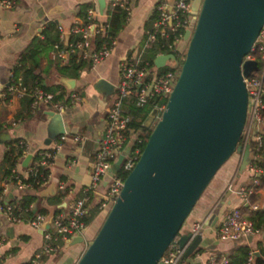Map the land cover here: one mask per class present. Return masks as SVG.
<instances>
[{
	"label": "water",
	"instance_id": "obj_1",
	"mask_svg": "<svg viewBox=\"0 0 264 264\" xmlns=\"http://www.w3.org/2000/svg\"><path fill=\"white\" fill-rule=\"evenodd\" d=\"M97 3L102 14L105 0ZM192 9L196 23L184 35L185 57L165 109L76 264H162L170 245L183 248L190 241L191 235L180 230L218 169L233 154L241 156L240 173L249 164L250 145L240 144L248 109L243 78L257 69V61L245 57L264 25V0H193ZM167 59L174 60V54L158 55L154 64L160 68ZM62 81L74 87V79ZM92 87L103 100L114 91L104 78ZM155 114L156 109L148 119ZM48 116L45 145L65 132L62 114L48 111ZM6 138L7 132L0 135ZM30 158L22 164L27 166ZM121 160L122 155L116 164ZM47 193L54 194L53 186ZM50 225L51 219L43 228ZM201 241L196 236L190 242L185 259ZM83 244V236L73 237L65 249Z\"/></svg>",
	"mask_w": 264,
	"mask_h": 264
},
{
	"label": "built area",
	"instance_id": "obj_2",
	"mask_svg": "<svg viewBox=\"0 0 264 264\" xmlns=\"http://www.w3.org/2000/svg\"><path fill=\"white\" fill-rule=\"evenodd\" d=\"M16 0H0V8H10ZM193 0H157L155 3V18L145 32L142 42L132 50L118 66V81L114 85V91L110 94L111 102L105 112V126L99 146L94 155L92 168L90 170V185L82 190L81 197L71 201L65 210L53 215L36 214L28 219V224L41 232L43 245L30 260L29 264H45V258L56 254L61 247L73 237L83 236L85 230L84 219L88 216L91 208H97L99 213L110 210L119 197L127 174L133 169L139 159L144 141L145 130L136 131L131 125L132 115L127 112L126 102L133 99L136 106H144L152 99H168L170 92L176 84L180 73L178 60L167 59L164 66L156 67L147 58L148 51L161 40H166L162 45L169 50H175L181 43H186L184 35L187 30L194 29L197 13L192 9ZM116 9L125 13V19H129L132 7L130 0H105L102 14L97 8L89 7L84 18H79L68 29L57 25L59 32V43L52 45V57L63 66L68 64L71 58H76L86 65V69H93L97 64L106 59L116 45V37L110 34V16ZM78 36L76 39L71 37ZM100 37V43L95 44V38ZM2 35L0 32V42ZM184 44L180 48L182 49ZM258 48L264 59V25L251 51ZM157 53L156 57L161 54ZM172 54V53H171ZM245 59H254L249 53ZM172 62V68L163 69L168 62ZM264 69L258 74L253 71L243 81L248 91V109L244 129L241 136V145L245 147L253 139L261 143L260 132L264 127L262 110L264 109ZM10 81L2 92V97L11 100L13 97H28L30 99V110L35 111L40 104L49 107L50 111L63 114L68 108L82 100L81 94L76 90L58 89L55 92L41 88L34 83L30 87L22 86L10 73ZM166 103L154 106L156 114L151 120L148 118L145 127L152 129L162 112ZM12 126L17 121H11ZM67 133L56 137L49 145L40 147L34 152L30 151L29 143L23 139H17L16 146L19 151L17 163L28 154L31 158L25 167V175L16 171L4 176L2 179V192L0 193V214L13 223L20 222L21 209L5 199L7 191L12 187L11 178L14 177L16 185L14 188L21 190H33L30 184L24 183L23 179L29 175H36L41 169L45 171L41 178L35 180V186L42 188L49 183V169L61 148V143L66 140ZM74 142H81L79 135L72 136ZM122 155L119 165L116 164L118 157ZM239 156V155H238ZM254 157L250 152V161ZM241 161V156H240ZM249 164L247 169L252 174V185L258 186L256 178L262 173V169L256 164ZM17 165V164H16ZM60 191L65 190L63 184L58 186ZM99 189H103L100 192ZM254 194V188H243L238 191L242 201L249 204L250 196ZM249 211H257V205H250ZM31 210V206L29 207ZM51 219L48 230L43 225ZM205 228L204 222H196L191 227L190 241L183 247L174 243L168 247L160 262L162 264H187L184 258L190 242L201 236ZM254 224L245 218L240 209L227 212L216 229V236L222 242H242L251 236L260 233ZM256 252L249 249L243 264H254ZM205 264H230L226 256L218 257L211 255Z\"/></svg>",
	"mask_w": 264,
	"mask_h": 264
},
{
	"label": "crops",
	"instance_id": "obj_3",
	"mask_svg": "<svg viewBox=\"0 0 264 264\" xmlns=\"http://www.w3.org/2000/svg\"><path fill=\"white\" fill-rule=\"evenodd\" d=\"M97 1L16 0L12 7L0 8V135L4 132L8 134V138L0 139V189L4 174L3 159L9 143L16 139L26 140L31 152L46 146L44 141L50 111L44 104L31 111L28 97L5 100L2 92L9 84L10 73L15 70L16 81L27 88L35 83V76H39L43 85H62V89L76 90L82 96L81 101L70 107L66 117L62 114L67 137L61 143V148L49 169V183L37 191L13 187L7 191V201L19 202L25 196H36L38 200L31 205L32 215L50 216L58 210H65L67 205L80 198L82 190L90 185V170L103 134L105 112L111 99L109 95L103 100L92 85L100 78L114 85L117 83L119 63L142 42L146 30L155 18L154 8L157 0H130L131 15L118 32L111 54L93 69H84L77 77H73L69 71L60 68L52 57L50 43H47L40 33L49 22H55L68 29L81 18L82 5L98 9ZM31 51L35 52L37 65L33 72L28 73L27 70L33 62L26 60L20 66L17 64L23 55ZM62 79H74V87L68 88ZM11 121H17V124L12 126ZM74 135L81 136L82 141L74 142ZM22 161L21 159L17 163L16 171L24 176L26 166ZM239 165L240 156L235 154L231 163L216 175L214 183L204 192L183 224L180 235L190 234L191 227L196 222L205 224L198 248L203 251L194 259H188L187 264H205L211 255L227 256L232 249L242 245L258 253L264 244V229L242 242H222L216 236L217 226L227 212L240 209L244 216H247L250 213L247 210L250 205H257L259 210H264V186L253 194L249 204L244 203L238 195V191L248 188L252 183L251 172L246 168L240 173ZM60 184L65 187L66 197L59 205H51L49 201L60 191ZM51 186L54 188V194L47 193L44 196L43 192L48 191ZM87 228L88 226L83 236L85 242L86 234L89 233ZM42 245L41 232L32 228L27 220L21 218L20 222L13 223L0 214V264H29ZM81 249V245L69 249H65L64 245L56 254L46 257L45 264H76L82 255Z\"/></svg>",
	"mask_w": 264,
	"mask_h": 264
},
{
	"label": "trees",
	"instance_id": "obj_4",
	"mask_svg": "<svg viewBox=\"0 0 264 264\" xmlns=\"http://www.w3.org/2000/svg\"><path fill=\"white\" fill-rule=\"evenodd\" d=\"M89 7H90V5H82L81 6L80 16L82 18L85 17V12ZM109 20H110V34H112L114 37H117L118 32L123 27V25L126 21L125 13L122 10L116 9L112 12ZM57 25L58 24L55 22H49L48 25H46L40 33L43 36V39L47 43H50L51 47H52V45L59 43V32L57 29ZM76 38H78V36H73V37H71V40L76 39ZM101 40L102 39L100 37H96L95 38V44L100 43ZM165 41L166 40H161L160 43L155 44L148 51L147 58L150 60L151 64L153 63L157 53H169V52H171L172 54H174V56L177 59V56H176L173 49L169 50V49H167V47L165 45L164 46L162 45L163 43H165ZM249 53L253 54L254 59L257 61L256 73H258V74L262 73L263 69H264V59L262 58L261 51H259L258 48L256 47V49H254L253 51H250ZM26 60H30L31 62L34 63V64L32 63L30 68H28V70H27L28 73H31V72H33L35 66L37 65L36 58H35V52L31 51V52L27 53L26 55H23L19 59L17 65L20 66L21 63H24ZM60 68L69 71L71 76L77 77L80 74V72H82L84 69H86V65L82 61H79L73 57L69 60L68 64L60 66ZM12 72H13L14 78H15L16 71L14 70ZM34 79L36 80L35 83L38 84L41 88L52 91V92H55L56 90L63 88L62 85H56V86H51V87L43 85L42 84L43 80L39 76H35ZM9 83H11V81H9ZM263 83H264V80H263ZM5 89H6V87H4V90ZM4 99L6 100V98H4ZM263 100H264V98H263ZM162 102L166 103L167 101H166V99H164V100L152 99L149 102H147L144 106L139 107V106L135 105V102L133 99H130L125 104L127 112H129V114L132 115V120H131L130 125L136 131H140V129L146 131L145 135H144V141L141 145L142 150H143V148L146 144V141L148 139V136L150 135L151 130H152V129L145 127L146 119L149 117L154 106L156 104H159ZM262 116L264 118V109L262 110ZM260 135H261V139H260L261 143L260 144H258V141H254L253 139H251L249 141L250 152L252 153V156H257L256 159H254V157L251 159L250 164H256L258 167H260L262 169V173L256 177L258 179L259 185L254 187L251 183V185L248 186V188H247V189L254 188V193L257 192V190H259L262 186H264V127L261 130ZM16 142H17V139L14 141H11L9 143L8 150L6 151V153L4 155V159H3L4 174H3V177L11 175L12 170L15 168V166L17 164L18 157H19L20 153L17 149ZM240 143H241V140H240ZM44 172L45 171L40 169L36 173V175H29L27 178L23 179V181H24V183L30 184L34 191H37L39 188L37 186H35V180L40 179L41 174H43ZM11 184H12V187L14 188L16 185V180L14 177L11 178ZM1 192H2V189H0V193ZM65 192H66L65 190L59 191L53 198L50 199V201L48 200L49 203L51 205H55V206L59 205L62 201V198L64 197L63 193L66 194ZM252 196H250V199L253 198ZM35 201H36V196H25L19 202H14L11 200L9 202L11 204H15L18 208H20L21 209V212L19 214L20 218H24L25 220L28 221V219L33 216L31 210H29V207ZM247 210L249 211V209H247ZM58 212H59V210L56 211L55 213H58ZM249 212L250 213L247 216H245L246 219L250 220L254 224V227L256 229L263 230L264 229V210L261 209V210L249 211ZM95 214L99 215V211L97 210V208H91L89 210L88 216L84 219L85 227H87L90 224V222L94 218ZM59 246L62 248L64 246V243H60ZM248 250H249V248L247 246H243V245L238 246V247L232 249L227 254L226 257L228 258L230 264H243ZM202 251H203L202 249H198L192 255V257H196V255L200 254ZM222 256H225V255H218V257H222ZM254 264H264V244L259 248L258 256H255V259H254Z\"/></svg>",
	"mask_w": 264,
	"mask_h": 264
},
{
	"label": "rangeland",
	"instance_id": "obj_5",
	"mask_svg": "<svg viewBox=\"0 0 264 264\" xmlns=\"http://www.w3.org/2000/svg\"><path fill=\"white\" fill-rule=\"evenodd\" d=\"M187 45H188V42H186V43H184V47L181 49L180 48V45L174 50V52H175V54H176V56H177V60H178V62H179V64L181 65L182 64V62H183V59H184V57H185V53H186V49H187ZM169 68H172V62H168L167 63V65L163 68V69H161V70H166V69H169ZM166 101H167V99H166ZM109 102H111V99H109ZM109 102H107V105H108V103ZM70 108H68L64 113H63V116H65L66 117V113H67V111L69 110ZM234 155L235 154H233L232 156H231V158H229L219 169H218V171L216 172V174H215V176L213 177V179L211 180V183L208 185V187L206 188V190L209 188V186L211 185V184H213L214 183V180H215V178H216V175H219V173L222 171V169L223 168H225L229 163H231V159H233V157H234ZM206 190L204 191V192H206ZM99 191L100 192H103V189H99ZM204 194V193H203ZM202 194V195H203ZM63 198H62V200L66 197V195L63 193ZM38 200V198L36 197V201ZM200 200V199H199ZM35 201V202H36ZM108 212H109V210L108 211H106L105 213H102V214H100V215H94V218L92 219V221L90 222V224L88 225V228H87V231H89V233L88 234H86V238H87V240H86V242H85V244H83V245H81L82 246V249H81V254L85 251V249H86V247H87V245L89 244V243H91L92 242V240L94 239V237L96 236V234H97V232H98V230H99V228L101 227V225H102V223H103V221H104V219H105V217L107 216V214H108ZM93 227V228H92ZM86 231V232H87ZM85 232V231H84ZM85 234H83V236H84ZM80 254V255H81ZM195 257H190L189 258V260L190 259H194Z\"/></svg>",
	"mask_w": 264,
	"mask_h": 264
}]
</instances>
